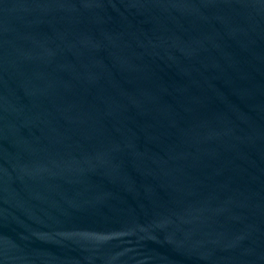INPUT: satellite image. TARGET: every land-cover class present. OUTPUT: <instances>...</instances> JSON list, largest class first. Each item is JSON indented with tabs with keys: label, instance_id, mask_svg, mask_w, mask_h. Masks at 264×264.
Returning a JSON list of instances; mask_svg holds the SVG:
<instances>
[{
	"label": "water",
	"instance_id": "95a60500",
	"mask_svg": "<svg viewBox=\"0 0 264 264\" xmlns=\"http://www.w3.org/2000/svg\"><path fill=\"white\" fill-rule=\"evenodd\" d=\"M0 264H264V0H0Z\"/></svg>",
	"mask_w": 264,
	"mask_h": 264
}]
</instances>
